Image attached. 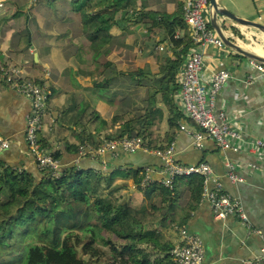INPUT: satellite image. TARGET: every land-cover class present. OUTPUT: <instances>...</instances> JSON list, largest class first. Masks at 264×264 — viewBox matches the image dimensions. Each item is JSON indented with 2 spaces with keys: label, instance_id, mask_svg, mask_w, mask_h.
<instances>
[{
  "label": "crops",
  "instance_id": "0c3cea01",
  "mask_svg": "<svg viewBox=\"0 0 264 264\" xmlns=\"http://www.w3.org/2000/svg\"><path fill=\"white\" fill-rule=\"evenodd\" d=\"M217 1L238 17L264 24V0ZM185 2L128 0V5L124 6L128 8V14L123 17L119 12L106 32L107 39L99 48L97 58L82 34L81 17L70 0H39L33 6L28 0H3L0 5V69L9 65L21 70L26 79L35 80L49 91L40 129L41 140L59 151L62 167L77 165L82 170L102 172L105 180L110 182L108 188L113 190V197L127 201L133 208L144 207V197L136 188L132 173L146 165L159 168L160 159L143 151L80 157L77 147L81 138L96 137L102 141L134 112L137 116L144 113L146 93L154 87L151 79L159 77L163 60L174 59L182 48V45L175 46L169 41L166 31L172 29L174 36L183 40L189 34L182 18ZM154 15L168 16V19L154 20ZM206 16L211 19V12L207 11ZM217 20L233 42L243 44L248 50L259 47L264 51V34L260 30L239 25L225 16L217 15ZM224 52L208 49L205 57V71L218 66L231 71L217 96L216 108L225 105L243 132L264 139V80L246 84L247 57L233 50ZM111 68L120 75L116 76L117 82L107 84L105 81L110 78ZM141 69L147 71L145 76L137 73ZM121 72H135L132 78L135 79V89L146 90V93L143 91L144 101L138 106L135 104L131 112L126 106L128 75ZM96 80H101V85L96 86ZM139 80L142 83L139 84ZM154 105L160 121L153 125V132L163 137L172 129L167 123L169 111L161 92L155 95ZM29 108L30 103L23 95L7 83H0V136L9 143L7 148L0 150V161L39 177L40 172L30 157L24 136ZM186 124L197 127L188 120ZM174 130L179 150L177 159L183 163H210L225 188L240 197L252 227L261 232V236L248 234L235 216L216 219L207 203L193 202L194 208L184 224L202 240L203 264H252L264 246V157L216 149L209 141L194 150L190 147V138L179 128ZM229 159L241 169L244 182L233 185L225 177V163ZM250 164L256 167L250 169ZM155 177L157 180L159 175ZM175 199L173 215L179 220L180 211L191 203L190 191L181 182L177 183ZM166 223V237L174 243L177 225L168 220Z\"/></svg>",
  "mask_w": 264,
  "mask_h": 264
},
{
  "label": "trees",
  "instance_id": "16d2710c",
  "mask_svg": "<svg viewBox=\"0 0 264 264\" xmlns=\"http://www.w3.org/2000/svg\"><path fill=\"white\" fill-rule=\"evenodd\" d=\"M70 3L81 17L82 34L97 58L99 48L107 39L106 32L119 12L123 17L128 14V8L124 7L128 0H70ZM158 18L165 21L168 16H153L154 20ZM173 32L170 28L166 31L169 41L182 48L174 59L165 58L159 77L151 79L154 87L149 89L144 113L128 118L113 134L106 136V140L131 137L141 130L150 148L162 147L174 140V129L178 128L182 115L168 93L178 88L177 71L192 41L190 34L183 40ZM110 70L107 84L120 75L114 68ZM137 73L145 76L147 71L141 69ZM121 74L128 75L129 80L136 75L135 72ZM101 83V80L95 81L96 86ZM158 92L162 93L168 108L167 123L172 129L163 137L153 132V125L160 121L154 105ZM80 141L94 146L102 142L96 137ZM52 153L59 159V151ZM132 175L134 184L149 201L155 191L162 194L159 205L133 208L127 201L113 197L111 189L103 195L101 183L109 187L110 182L99 171L82 170L73 165L64 167L59 178L41 173L38 177L0 161V264H89L78 255L80 245L84 253L92 257H100L104 253L101 246L110 245L111 260L99 258V264H174L170 254L173 243L166 237L164 228L168 224L164 222L171 221L177 228L186 222L194 208L193 202L199 201L202 178L196 175L177 178L172 190L158 182L141 189L139 170ZM179 182L190 191L191 203L180 211L181 217L177 220L173 210ZM77 232H81V236ZM112 235L119 240L118 246L113 245Z\"/></svg>",
  "mask_w": 264,
  "mask_h": 264
},
{
  "label": "built area",
  "instance_id": "2783aa9c",
  "mask_svg": "<svg viewBox=\"0 0 264 264\" xmlns=\"http://www.w3.org/2000/svg\"><path fill=\"white\" fill-rule=\"evenodd\" d=\"M38 1L28 0V4L33 6ZM2 3L3 0H0V5ZM207 11L210 12L208 0H186L183 5V21L189 28L192 45L177 71L178 88L169 94L182 115L178 128L190 138V147L194 150H199L205 141H209L216 149L250 153L257 158L264 157V139L243 132L236 118L228 114L225 105L216 108L217 96L230 78L231 71L219 66L205 71L206 52L210 49L224 54V51L231 49L211 27L210 19L206 16ZM245 65L249 70L244 80L246 84H252L257 79L264 80V62L247 57ZM0 83H7L29 101L30 108L24 127L28 152L41 174L59 178L64 167L61 166L59 159L54 157L52 153L54 149L44 145L39 137L47 110L49 91L35 80L26 79L21 70L10 67L0 69ZM186 120L197 127L188 126ZM143 132L144 130H141L134 136H124L120 139H104L97 146L89 143L79 144L77 154L80 157H98L106 152L116 156L120 151L125 153L143 151L152 154L160 159L161 166L154 168L146 165L139 170L142 176L140 188L145 189L157 181L163 187L172 190L177 178L200 176L202 186L199 201L209 205L216 219L235 216L247 229L248 234L261 236L260 230L252 227L240 197L225 188L223 181L215 174L210 163L180 162L177 159L179 150L175 138L162 147L150 148ZM8 145V140L0 136V150L7 148ZM225 167L224 175L231 184L237 185L245 181L236 162L229 159ZM255 167V164H250V169ZM156 175H159L157 180ZM170 254L174 264H203L204 262L202 240L197 234L189 231L186 224L177 228V240L173 243ZM263 261L264 246L261 247L260 253L252 264H263Z\"/></svg>",
  "mask_w": 264,
  "mask_h": 264
},
{
  "label": "rangeland",
  "instance_id": "374dc122",
  "mask_svg": "<svg viewBox=\"0 0 264 264\" xmlns=\"http://www.w3.org/2000/svg\"><path fill=\"white\" fill-rule=\"evenodd\" d=\"M31 6V5H30ZM240 46H242L243 47V44H240ZM245 47V46H244ZM252 49V48H251ZM7 67H10L9 65H7L5 68H7ZM117 71V70H116ZM124 77V76H123ZM118 81V80H117ZM116 81V82H117ZM121 82L123 83V79H121ZM135 87H136V84H135V79H132V80H129L128 78H127V90H126V92H127V96H128V103H126L127 105V108H128V110L131 112V109L133 108V106L136 104L137 106H138V104H140V103H142L141 101H144L143 99H144V94L146 93V90L145 89H142V90H140V89H135ZM143 91L145 92L144 94H143ZM149 94V93H148ZM148 94L146 93V95L148 96ZM116 100H119V98H116ZM133 116H137V113L136 112H134L133 113ZM42 123H43V121H42ZM123 123V122H122ZM121 123V124H122ZM41 138V137H40ZM43 142V141H42ZM101 188L102 187H104V189H103V191H102V193H103V195H107V193H108V191L110 190V188H108V187H106L105 186V183H101V186H100ZM137 188V187H136ZM148 188V187H147ZM146 188V189H147ZM138 189V188H137ZM142 189V188H141ZM140 191V190H139ZM118 193V192H117ZM116 193V194H117ZM143 193V192H142ZM161 196H162V194L161 193H158L157 191H155L154 192V194H153V199L151 200V201H149L146 197H145V195L143 194V197H144V199H143V202H144V205H142V206H148L149 204L151 205L152 204V206L154 205V206H156V205H159V202H160V200H161ZM154 202V203H153ZM78 233V235L79 236H81V232H77ZM111 238H112V243H113V245L114 246H118V244H119V240L115 237V236H111ZM101 249H102V251L104 252L103 254H101V256L100 257H92L90 254L88 255V254H85L84 253V251L82 250V245H80V246H78V255L80 256V257H82V258H84L85 260H87V262L89 263V264H99L98 262H97V260H99V258H102L103 260H111V258H112V251H111V249H110V245H105V246H101Z\"/></svg>",
  "mask_w": 264,
  "mask_h": 264
},
{
  "label": "water",
  "instance_id": "95a60500",
  "mask_svg": "<svg viewBox=\"0 0 264 264\" xmlns=\"http://www.w3.org/2000/svg\"><path fill=\"white\" fill-rule=\"evenodd\" d=\"M208 2H209V10L211 12L210 25L217 32V34L222 39L224 44L228 48H230L231 50H233V51H235L241 55H244L246 57H250V58L256 59L258 61L264 62V55H260V54L256 53L254 50H248L246 48H243L242 46L238 45L236 42H233L232 40H230L222 31V28H221V26L217 20V15L225 16L226 18L234 21L235 23H237L239 25L256 28V29L260 30L261 32H263V34H264V24H262L260 22H256L254 20L244 19V18L236 16L235 14H233L232 12L227 10L226 8H223L218 3L217 0H208ZM39 137H41V136H39Z\"/></svg>",
  "mask_w": 264,
  "mask_h": 264
},
{
  "label": "bare ground",
  "instance_id": "6f19581e",
  "mask_svg": "<svg viewBox=\"0 0 264 264\" xmlns=\"http://www.w3.org/2000/svg\"><path fill=\"white\" fill-rule=\"evenodd\" d=\"M244 48V47H243ZM252 50H254L256 53H258V54H260V55H264V51H262L259 47H256V48H254V49H252Z\"/></svg>",
  "mask_w": 264,
  "mask_h": 264
}]
</instances>
